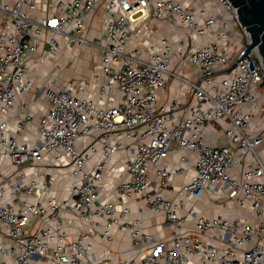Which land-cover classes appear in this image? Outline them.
<instances>
[{
  "label": "built area",
  "instance_id": "built-area-1",
  "mask_svg": "<svg viewBox=\"0 0 264 264\" xmlns=\"http://www.w3.org/2000/svg\"><path fill=\"white\" fill-rule=\"evenodd\" d=\"M218 1L226 15L211 16L200 24L193 8L174 0H103L106 24L96 41L86 36L84 21L101 0H58L53 11L43 17L34 14V0H13L0 6V12L10 20V28L0 30V160L5 158L14 167L11 173L0 170V264H189L192 258L200 264H264V159L258 153L264 130L255 135L246 132L260 109L257 87L264 83V66L256 50L243 55L245 45L231 59L223 51L232 25L242 29L245 44L248 34L239 25L231 3ZM151 18L162 24L181 23L198 35L218 20L224 29L209 44L185 49L184 58L199 70L196 81H186L195 105L189 116L169 127L165 125L166 108L157 107L156 92L165 86L168 76H178L169 67L172 46L166 45L164 52L153 54L149 60L127 50L131 39L148 27ZM33 32L50 35L48 52L57 47L58 36L70 45L99 49L103 82L100 97L95 100L81 84L56 87L54 79L47 81L43 93L46 111L23 114L17 120V133L37 132V137L26 143L8 136V116L30 83L26 57L42 43ZM186 35L190 38L189 33ZM183 45L179 42L177 49L182 50ZM250 60L254 63L252 69ZM232 63L233 72L218 89L214 81L216 66ZM102 97H108L111 103L102 105ZM222 118L229 120L225 134L233 147L210 146L201 136L206 124ZM84 138L89 139L88 145L79 150L77 142ZM172 149L183 154L177 172L182 173L186 167L195 172L182 184L179 195L198 198L206 191L225 192L239 204H248L257 214L258 223L244 225L222 217H198L195 233H181L185 218L178 215V210L183 204L163 196L169 189L170 173L154 167ZM121 151L125 158L117 166L116 194L120 198L141 196L151 211L165 213L168 223L174 226L169 242L155 240L144 231L141 220L130 222L131 211L125 204L99 199L97 183L107 161ZM185 153L196 157L192 160ZM97 154L101 159L94 169L87 170L89 158ZM47 156L52 164L67 161L73 165L71 171L77 181L71 183L70 202L42 197L44 187L28 174V168L36 170L38 164H46ZM247 156H251L252 163L234 175ZM153 170L156 180L150 176ZM38 193L41 198L36 196ZM34 195L40 199L32 202L29 198ZM63 212L88 227L100 224L107 241L112 240L114 227L124 226L134 246L148 247L144 258L98 262L92 255L88 232L82 229L78 237L68 236ZM188 212L193 214L192 210ZM206 235L223 243L222 250L214 244H203Z\"/></svg>",
  "mask_w": 264,
  "mask_h": 264
},
{
  "label": "crops",
  "instance_id": "crops-1",
  "mask_svg": "<svg viewBox=\"0 0 264 264\" xmlns=\"http://www.w3.org/2000/svg\"><path fill=\"white\" fill-rule=\"evenodd\" d=\"M31 1V0H28ZM36 9L34 14L38 17H43L51 13L55 3L58 0H34ZM186 8H193L197 13V22L202 24L211 16L219 18L226 15V11L218 0H174ZM13 0H0V6L3 4H11ZM103 0L97 5L85 18L84 27L86 36L92 40H99L103 33L106 24V16L103 9ZM6 27L10 28V20L6 15L0 12V30ZM221 21H217L203 35H198L194 32H189L181 23L173 24L167 22L162 24L156 19L148 21V27L142 33L134 36L128 44L127 50L135 56L144 60H149L153 54H161L164 52L165 46H172L169 52V67L178 76H168L166 84L156 92L157 107L164 106L166 108L165 125L172 126L177 121L189 116L195 105V98L192 94L190 85L186 81H196L199 77V70L190 64L184 58L185 49L191 45L194 47L204 46L209 44L219 34L223 32ZM189 33L190 38L187 37ZM228 38L223 47V51L228 53L231 59L238 50H240L243 35L242 29L237 25H232L227 32ZM33 37H38L42 43L35 53H31L26 57L25 64L28 67V79L30 83L26 85L25 90L19 95V99L11 110L8 116V136H15L18 140L30 143L37 137L35 130H26L25 132H16V123L19 117L23 114L44 113L47 109V104L39 102L33 106L29 100L30 93L38 82L42 80L46 82L54 79L56 87H72L74 84H81L88 90V96L98 100L99 87L103 79L100 76L101 67V52L94 46L78 47L70 45L62 36L56 37L57 47L51 52H48L46 42L50 35L42 32L36 34L33 32ZM183 41V49L178 50L177 44ZM62 62V63H61ZM63 68V75L60 76V70ZM229 66L217 65L215 68L214 81L216 87L220 88V83L225 77H228L233 72V69L228 70ZM44 69V70H42ZM67 70V75H66ZM31 86V87H30ZM264 83L257 87V100L259 110L253 115L251 121L246 127V132L250 135H255L264 130ZM118 98V96L116 97ZM21 99H25L21 102ZM43 99V98H42ZM44 100V99H43ZM41 103V104H40ZM111 100L108 97L101 98V104H110ZM40 104V105H39ZM173 107V108H172ZM229 126V120L222 118L213 120L206 124L202 129L201 136L206 144L213 147L232 146L233 142L225 134V128ZM125 143H128L127 138H122ZM88 138L78 140L77 148L83 150L88 145ZM259 155L264 159V142L258 147ZM180 152L172 149L169 155L163 161H160L158 168H165L170 173L169 189L163 192V196L175 202H182L181 208L178 210V215L184 217L185 220L180 225V232L195 233V221L198 217L213 218L222 217L229 221L238 220L244 225H255L258 223V216L248 204L241 205L234 198H230L225 192L211 193L204 192L200 197L195 198L187 194H178V190L182 184L189 181L195 175L191 167H186L182 173H178L177 169L182 166L180 160ZM187 157L194 160L196 155L185 153ZM125 158L124 151L112 155L107 161V167L104 175L97 183V192L99 199L102 201H112L115 203H123L130 208L128 220L133 222L141 220L144 231L151 234L155 240L169 242L174 231L172 223H168L166 214L163 212H153L144 203L141 196L133 195L130 197L120 198L116 194L118 179L117 166ZM101 159V155H93L89 158L86 168L92 170L96 167V163ZM46 164H38L36 170L28 168V174L32 177L41 188L44 187L45 193L42 197H54L60 201H71L70 188L71 183L77 178H73V165L67 161L60 164H52L50 156L46 157ZM252 163L251 156H247L241 166L236 170L234 175H238L241 170ZM155 169V168H154ZM0 170L3 173H11L14 167L11 163L2 158L0 160ZM152 180H156V174L150 173ZM35 196V195H34ZM39 196V193L36 194ZM31 197L32 202L40 199ZM192 210L193 214H189ZM65 219L64 229L68 236L72 238L78 237L80 230H84L90 234L92 240V255L98 262L117 263L125 260H141L147 252V246H134L131 242L129 232L124 226L114 227L112 230V240L107 241L102 234V226H89L74 218L69 213L61 214ZM203 244H214L221 251L224 244L218 242L210 235L203 236ZM248 247V246H247ZM189 264H200L197 258H192Z\"/></svg>",
  "mask_w": 264,
  "mask_h": 264
},
{
  "label": "water",
  "instance_id": "water-1",
  "mask_svg": "<svg viewBox=\"0 0 264 264\" xmlns=\"http://www.w3.org/2000/svg\"><path fill=\"white\" fill-rule=\"evenodd\" d=\"M236 10L237 21L248 34V42L245 44L243 55L256 50L264 66V0H228ZM232 63L228 70L233 69ZM252 69L254 63L249 62Z\"/></svg>",
  "mask_w": 264,
  "mask_h": 264
},
{
  "label": "rangeland",
  "instance_id": "rangeland-1",
  "mask_svg": "<svg viewBox=\"0 0 264 264\" xmlns=\"http://www.w3.org/2000/svg\"><path fill=\"white\" fill-rule=\"evenodd\" d=\"M240 43H242V46H241V48L242 47H244V45H245V39L244 38H242L241 39V42ZM240 48V49H241ZM62 63V62H61ZM42 70H44V69H42ZM63 68L60 70V76L61 75H63ZM68 73H67V70H66V75H67ZM46 85V82H43L42 80H40V82H38L36 85H34V87H33V89H32V91H31V93H30V96H28L29 97V99H31V100H29L30 101V103L33 105V106H35V105H37L39 102H41L42 104H45V99H44V97H43V93H44V86ZM31 87V86H30ZM264 90V89H263ZM44 100H43V99ZM25 101V99H21V102H24ZM40 103V104H41ZM39 104V105H40ZM38 114H40V113H37V114H35V115H38Z\"/></svg>",
  "mask_w": 264,
  "mask_h": 264
}]
</instances>
